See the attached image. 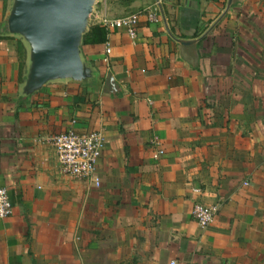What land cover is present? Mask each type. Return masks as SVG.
I'll return each mask as SVG.
<instances>
[{
    "label": "crops",
    "instance_id": "obj_1",
    "mask_svg": "<svg viewBox=\"0 0 264 264\" xmlns=\"http://www.w3.org/2000/svg\"><path fill=\"white\" fill-rule=\"evenodd\" d=\"M156 2L134 39L99 23ZM226 2L91 0L47 76L0 0V264H264V0ZM67 129L102 133L97 183L59 171ZM194 201L218 204L205 228Z\"/></svg>",
    "mask_w": 264,
    "mask_h": 264
},
{
    "label": "built area",
    "instance_id": "obj_2",
    "mask_svg": "<svg viewBox=\"0 0 264 264\" xmlns=\"http://www.w3.org/2000/svg\"><path fill=\"white\" fill-rule=\"evenodd\" d=\"M155 9H139L135 12L122 16L109 18L102 16L99 19L100 25L108 32L110 29H123L130 39L136 36L137 23L140 17H145L149 22H154L157 18ZM104 61L107 60L109 48L106 47ZM44 142L49 144L55 154L58 169L62 174L92 180L96 160L103 148V136L100 131H88L83 133L73 132L67 129L63 132L48 135ZM151 144L155 149V156L162 153L159 141L153 137ZM97 183L96 179L92 180ZM218 211V204H206L201 201H194L190 209L192 220L200 227L205 228L214 220ZM11 212V205L7 190L0 186V218H4Z\"/></svg>",
    "mask_w": 264,
    "mask_h": 264
},
{
    "label": "water",
    "instance_id": "obj_3",
    "mask_svg": "<svg viewBox=\"0 0 264 264\" xmlns=\"http://www.w3.org/2000/svg\"><path fill=\"white\" fill-rule=\"evenodd\" d=\"M231 1L227 0V7ZM90 2L91 0H19L12 26L24 30L30 36L37 65L47 76L73 66V40L83 26ZM179 42L191 43L188 40Z\"/></svg>",
    "mask_w": 264,
    "mask_h": 264
},
{
    "label": "trees",
    "instance_id": "obj_4",
    "mask_svg": "<svg viewBox=\"0 0 264 264\" xmlns=\"http://www.w3.org/2000/svg\"><path fill=\"white\" fill-rule=\"evenodd\" d=\"M105 31L101 26L92 25L83 35L81 44H94L104 41Z\"/></svg>",
    "mask_w": 264,
    "mask_h": 264
}]
</instances>
